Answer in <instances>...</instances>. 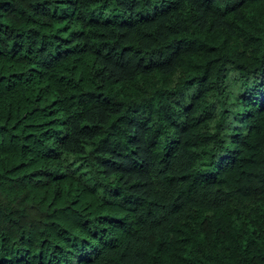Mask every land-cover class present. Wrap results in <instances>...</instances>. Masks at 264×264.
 <instances>
[{
	"label": "trees",
	"instance_id": "1",
	"mask_svg": "<svg viewBox=\"0 0 264 264\" xmlns=\"http://www.w3.org/2000/svg\"><path fill=\"white\" fill-rule=\"evenodd\" d=\"M0 264H264V0H0Z\"/></svg>",
	"mask_w": 264,
	"mask_h": 264
},
{
	"label": "rangeland",
	"instance_id": "2",
	"mask_svg": "<svg viewBox=\"0 0 264 264\" xmlns=\"http://www.w3.org/2000/svg\"><path fill=\"white\" fill-rule=\"evenodd\" d=\"M110 8L111 7H108L106 9L102 8L100 11L97 9H94L93 12H94L95 16H97L98 18H103V17L109 18L115 12V10L113 8H111V9Z\"/></svg>",
	"mask_w": 264,
	"mask_h": 264
}]
</instances>
